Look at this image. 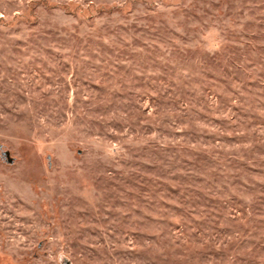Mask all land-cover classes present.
Wrapping results in <instances>:
<instances>
[{"label": "rangeland", "instance_id": "obj_1", "mask_svg": "<svg viewBox=\"0 0 264 264\" xmlns=\"http://www.w3.org/2000/svg\"><path fill=\"white\" fill-rule=\"evenodd\" d=\"M0 264H264V0H0Z\"/></svg>", "mask_w": 264, "mask_h": 264}, {"label": "water", "instance_id": "obj_2", "mask_svg": "<svg viewBox=\"0 0 264 264\" xmlns=\"http://www.w3.org/2000/svg\"><path fill=\"white\" fill-rule=\"evenodd\" d=\"M8 154V153H7ZM11 161V160H10Z\"/></svg>", "mask_w": 264, "mask_h": 264}]
</instances>
